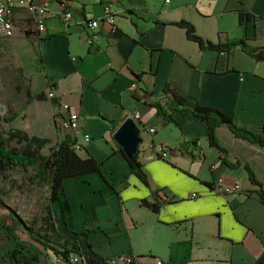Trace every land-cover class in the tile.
I'll list each match as a JSON object with an SVG mask.
<instances>
[{
  "label": "crops",
  "instance_id": "crops-1",
  "mask_svg": "<svg viewBox=\"0 0 264 264\" xmlns=\"http://www.w3.org/2000/svg\"><path fill=\"white\" fill-rule=\"evenodd\" d=\"M33 3L49 7L45 30L37 33L34 12L15 5L14 34L0 36L2 70L4 64L15 67L16 87L26 83V98L8 123L9 128L50 139L57 131L52 113L59 103H68L82 117L77 152L92 156L101 167L100 172L63 180L72 229L87 232L91 248L103 258L130 255L138 264H156V259L172 264H264V205L256 193L259 186L251 183L245 169L264 188V147L218 126L220 151L209 145L205 124L189 111L173 112L175 123L152 105L164 104L163 89L169 85L184 98L260 131L264 60L240 46L230 52L202 49L177 22H189L197 36L212 43L244 39L264 47V0H118L113 32L101 24L92 42L87 22L102 16V0ZM64 10L72 14L68 25L61 18ZM239 12L258 19L239 22ZM133 81L135 88L130 87ZM48 87L52 98L46 97ZM40 92L43 99L27 101V94ZM134 112L140 114L132 121L140 142L125 149L115 132ZM192 140L196 144H188ZM184 146L186 152L179 150ZM163 148L170 150L166 158L158 156ZM136 150L146 184L126 159ZM218 180L239 182L242 191L220 194L215 190Z\"/></svg>",
  "mask_w": 264,
  "mask_h": 264
},
{
  "label": "trees",
  "instance_id": "trees-1",
  "mask_svg": "<svg viewBox=\"0 0 264 264\" xmlns=\"http://www.w3.org/2000/svg\"><path fill=\"white\" fill-rule=\"evenodd\" d=\"M258 19L252 14L239 12V22L242 20ZM256 21V20H255ZM183 27L187 38L197 42L202 49H210L217 52H230L234 47L240 48L256 60H264V47L249 45L244 39H230L225 43H212L201 39L194 32L193 26L184 20L177 22ZM39 60L42 56L38 52ZM164 104L158 101L152 103L157 114L167 121L175 122L172 113L176 111H189L192 116L202 121L206 126V138L210 146L224 151L218 144L215 129L218 126L227 127L236 137L264 147V126L260 131H252L237 124L231 115H228L214 107L201 105L188 100L178 94L169 85L163 89ZM42 92L30 96V99L41 100ZM15 114L0 117L1 123H8ZM176 123V122H175ZM14 142V145L11 143ZM50 139L28 135L17 128H8L5 132L0 129V172L10 166H19L23 170L32 167L35 171L34 179L38 185L48 187V206L45 227L39 228L41 232L32 230L25 225L15 210L4 204L0 199V207L5 214L0 216V264H70V255H76L84 264H108L107 258L98 255L88 243L87 232H77L72 229L70 223V207L63 189V180L67 177L79 176L87 172H100L101 164L92 156L82 157L72 148L74 140L65 136L54 146L48 147L49 152L44 154L42 150L50 144ZM188 144H196V140ZM186 146L179 148L186 152ZM170 152V150L168 149ZM136 150L127 157L131 171L143 182L147 183L146 175L138 161ZM251 183L259 186L256 193L259 201L264 205V188L255 178L252 170L245 166ZM153 211L158 207L155 204L142 202ZM130 264H138L133 258Z\"/></svg>",
  "mask_w": 264,
  "mask_h": 264
},
{
  "label": "built area",
  "instance_id": "built-area-1",
  "mask_svg": "<svg viewBox=\"0 0 264 264\" xmlns=\"http://www.w3.org/2000/svg\"><path fill=\"white\" fill-rule=\"evenodd\" d=\"M118 0H102L103 13L100 18L91 19L87 22V28L90 30L88 41L92 42L96 37V31L99 25L105 24L108 26L110 33L113 32L115 28V19L117 17L118 11L114 9V4ZM167 1V0H166ZM27 6L34 12V28L37 33H41L45 30L44 20L47 15H49V7L47 4L36 5L33 0H0V36L9 38L13 36L15 31V23L11 13V8L13 6ZM61 18L65 25H68L72 19V14L68 10L61 12ZM131 88H135V82H131ZM54 92L51 87L46 90V97L52 98ZM53 122L58 132L62 135H67L74 140L72 148L75 151L81 150V144L79 143L77 136L79 129L81 127L82 117L80 114L73 110L68 103L61 102L54 107ZM140 119L139 112H134L128 116V120L136 122ZM127 120V119H126ZM149 132H153L154 128H149ZM84 141H88L90 137L87 134L82 136ZM158 156L166 158L168 156V149L163 148L159 151ZM216 192L220 194H232L242 191L239 182L226 183L222 180H218L215 184ZM192 197L196 196V193L191 194ZM133 259L130 255L113 256L107 258L108 264H130ZM70 264H84L76 255L72 254L69 257ZM156 264H172L164 263L162 260L156 259Z\"/></svg>",
  "mask_w": 264,
  "mask_h": 264
},
{
  "label": "rangeland",
  "instance_id": "rangeland-1",
  "mask_svg": "<svg viewBox=\"0 0 264 264\" xmlns=\"http://www.w3.org/2000/svg\"><path fill=\"white\" fill-rule=\"evenodd\" d=\"M1 64L0 62V117H7L24 102L26 83L20 80L22 87L17 88L15 67L4 64L5 69L2 70ZM9 126V123L2 122L0 129L5 132ZM49 138L51 142L42 150L44 154L49 152L48 147L62 139L55 129ZM34 173L32 167L23 170L19 166H10L0 172V199L15 210L26 226L42 234L39 228L45 227L44 220L47 218L48 187L45 184L38 185ZM4 214L5 211L0 207V216Z\"/></svg>",
  "mask_w": 264,
  "mask_h": 264
},
{
  "label": "water",
  "instance_id": "water-1",
  "mask_svg": "<svg viewBox=\"0 0 264 264\" xmlns=\"http://www.w3.org/2000/svg\"><path fill=\"white\" fill-rule=\"evenodd\" d=\"M115 136L119 139L125 149L132 148L140 142V138L134 131L133 122L126 120L115 132Z\"/></svg>",
  "mask_w": 264,
  "mask_h": 264
}]
</instances>
